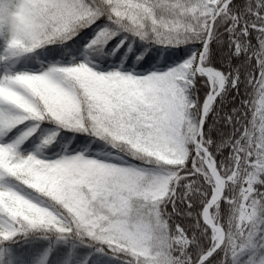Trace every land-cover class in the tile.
Here are the masks:
<instances>
[{
	"label": "snow or ice",
	"instance_id": "1",
	"mask_svg": "<svg viewBox=\"0 0 264 264\" xmlns=\"http://www.w3.org/2000/svg\"><path fill=\"white\" fill-rule=\"evenodd\" d=\"M11 3L6 8L0 0V24L11 30L7 50L13 56L68 38L101 15L117 29L101 27L90 45L106 44L124 31L140 39L176 45L194 41L201 47L181 64L147 75L101 73L79 63L0 77V106L14 110L0 107V135L27 120L54 119L84 128L119 149L116 163L82 155L48 161L21 154L19 144L38 123L14 142L0 143V181L19 182L0 183V240L47 227L65 239L79 236L98 245L97 252L107 247L113 254L123 253L126 264H233L254 237L264 236V229L258 233L257 228L264 224V192L256 187L264 183V0ZM224 22L232 54L240 57L247 50L248 59L256 60L249 83L259 94L249 124L243 123L247 99L224 113V123L232 126L227 143L212 135L220 117L217 98L222 104L230 89L239 93L241 70L210 66L219 55L210 45ZM200 78H206L202 101L196 91ZM221 200L230 209L239 208L238 222L225 226ZM129 211L140 218L135 227L120 228L110 216ZM102 215L109 218L102 220ZM144 217L161 221L167 236L155 234L142 222Z\"/></svg>",
	"mask_w": 264,
	"mask_h": 264
},
{
	"label": "trees",
	"instance_id": "2",
	"mask_svg": "<svg viewBox=\"0 0 264 264\" xmlns=\"http://www.w3.org/2000/svg\"><path fill=\"white\" fill-rule=\"evenodd\" d=\"M9 1V0H3ZM236 2V0H233ZM98 4H103V0H97ZM108 25L110 29L116 30L117 26L108 21L107 16L101 15L94 24L80 28L75 34L68 38L57 37L52 42L44 43L34 50L26 53H20L15 56L11 55L7 50L9 37L7 35L8 27L6 24H0V74L7 72L15 74L17 72H40L47 65H72L76 59L82 57L91 65L102 68L103 71L121 70L131 72L132 74L142 73L146 75L151 72L165 71L168 68L181 64L184 60L197 51L201 45L198 42L188 41L179 45L166 44L155 39H140L131 33L119 31L117 35L107 40L106 44L90 45V42L96 36L101 27ZM227 22L221 24L219 36L213 41L210 47L216 48L218 58L213 61L210 66L218 68L220 71L235 72L237 68L241 70L240 83L238 84L239 93L235 89H230L225 97V102L220 104L217 98L220 117L216 129L212 135L224 143L232 134V126L224 123V113H229L234 106L239 105L242 100L249 101L247 117L243 118L244 124H249L252 119L255 102L259 99L258 91L254 88L249 80L253 76L251 65H255L256 60L247 57V50L241 52L240 57L232 54L229 34L224 31ZM146 31L150 33L151 25L146 26ZM123 43L121 44V41ZM119 45V47H117ZM176 53H182L177 58ZM170 57V58H169ZM166 58L167 62H166ZM143 65L144 67H141ZM93 67V66H92ZM200 78L197 81V95L203 96L200 89L206 85ZM216 106H214L215 109ZM14 111L10 109L9 112ZM209 119L213 118V112L208 113ZM215 122V121H214ZM39 124L32 135L24 139L19 145L18 151L21 154L30 153L33 149H37L42 156L70 158L80 154L77 149L81 148L86 152H92L100 156L107 155L110 160L117 161L113 157L119 153V149L115 148L107 140L96 136L84 128H75L61 125L54 119L43 121L27 120L16 127L12 128L4 135H0L5 141L19 133H23L25 129ZM205 127H209L208 121ZM239 135V133H237ZM45 139H49L47 144ZM228 148H224L227 154ZM64 152L70 154L65 155ZM120 155H123L120 153ZM86 158L84 155H82ZM125 159H130L125 157ZM133 163L139 164L136 160ZM148 167H155L148 165ZM264 180V175L260 176ZM0 183L6 186H18L19 182L14 178H5ZM256 187L264 192V183L257 184ZM171 210V205L167 206ZM134 211H129L130 215ZM118 214L116 212L110 215ZM220 214L222 222L225 226H229L231 222H238L239 208L230 209L225 201H220ZM264 215V214H262ZM108 216H101V219H108ZM177 223H181L182 219L174 217ZM140 220V218H139ZM142 222L151 226L155 230V234L163 233L167 236V229L156 218L149 220L144 217ZM133 225V224H132ZM258 233L264 229V224L258 223ZM191 235V230H189ZM152 235L151 233L149 234ZM170 246V245H169ZM98 245L88 244L83 238L75 236L65 239L55 230L47 227L30 230L27 235L14 237L10 240H0V264L32 263L40 261L42 264H72L75 261H82L89 264H126L123 253H111L107 247L104 252H97L95 249ZM232 260V257L229 256ZM233 264H264V236L258 235L253 238L252 246L245 247Z\"/></svg>",
	"mask_w": 264,
	"mask_h": 264
},
{
	"label": "rangeland",
	"instance_id": "3",
	"mask_svg": "<svg viewBox=\"0 0 264 264\" xmlns=\"http://www.w3.org/2000/svg\"><path fill=\"white\" fill-rule=\"evenodd\" d=\"M4 3H6L7 1H3ZM21 2H23V0H21ZM7 3H11V0H9ZM18 15V18H21L22 17L20 16L19 13H17ZM8 27V26H7ZM7 35L9 37V39L11 38V30L10 28L8 27V30H7ZM79 63H85L87 66L93 68V70L97 71V72H101V73H105L102 69L100 68H97V67H92L94 65H91L90 63L87 62V60L85 58H79L77 59L72 65H50V66H46L45 68L42 69V71H40L39 73H36V72H29V73H32V74H40V73H43V72H46L47 70H49L50 68H53V67H66V66H75ZM121 71V70H120ZM108 72V71H106ZM149 74V73H148ZM5 75H10V73H7V72H3L0 74V77H3ZM134 75H141V74H134ZM147 75V74H146ZM0 107H3V109L5 111H9L11 108L10 106H7V105H3V106H0ZM27 129V128H26ZM25 129V130H26ZM23 133H19L17 134L16 136H13L11 137L10 139H8L7 141L3 140L0 136V143H12L14 142L15 140H17ZM21 144V143H20ZM19 144V145H20ZM80 154L84 155L86 158H91V159H97L98 161H101V162H112V163H116L117 161H112L109 159V157L107 155L105 156H100L98 154H93V153H85L84 154V151L83 150H79L78 151ZM28 154H33L35 156H37V158H40V159H44V160H48V161H53V160H56V159H60L61 156H58V158L56 157H49V158H46L44 156H42L38 150H32V152L28 153ZM28 154H25V155H28ZM65 155L69 156L70 154H67L64 152ZM103 216V215H102ZM112 217H115V220H116V225H118L120 228H129V227H135L137 221L139 220V217H137L136 213L132 212L131 215L129 212H127L126 214H114V215H110ZM103 220H106V219H103ZM133 224V225H132ZM114 225V226H116ZM14 264H26V263H14ZM29 264H42L40 261H35L33 263H29ZM73 264H87V263H82V262H73Z\"/></svg>",
	"mask_w": 264,
	"mask_h": 264
},
{
	"label": "water",
	"instance_id": "4",
	"mask_svg": "<svg viewBox=\"0 0 264 264\" xmlns=\"http://www.w3.org/2000/svg\"><path fill=\"white\" fill-rule=\"evenodd\" d=\"M205 122H206V121H205ZM217 231H218V234L220 235V238L223 239V238H224V233H223V231L220 230V229H217Z\"/></svg>",
	"mask_w": 264,
	"mask_h": 264
},
{
	"label": "clouds",
	"instance_id": "5",
	"mask_svg": "<svg viewBox=\"0 0 264 264\" xmlns=\"http://www.w3.org/2000/svg\"><path fill=\"white\" fill-rule=\"evenodd\" d=\"M4 6L6 7V8H12L14 5L12 4V3H4Z\"/></svg>",
	"mask_w": 264,
	"mask_h": 264
}]
</instances>
